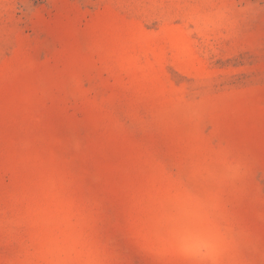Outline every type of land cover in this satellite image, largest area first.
I'll list each match as a JSON object with an SVG mask.
<instances>
[{
	"label": "rangeland",
	"instance_id": "1",
	"mask_svg": "<svg viewBox=\"0 0 264 264\" xmlns=\"http://www.w3.org/2000/svg\"><path fill=\"white\" fill-rule=\"evenodd\" d=\"M0 264H264V0H0Z\"/></svg>",
	"mask_w": 264,
	"mask_h": 264
}]
</instances>
